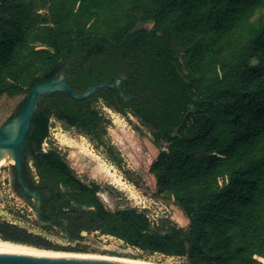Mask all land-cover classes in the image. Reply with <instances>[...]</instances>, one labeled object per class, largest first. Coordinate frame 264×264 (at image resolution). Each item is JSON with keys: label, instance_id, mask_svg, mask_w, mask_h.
Wrapping results in <instances>:
<instances>
[{"label": "trees", "instance_id": "1", "mask_svg": "<svg viewBox=\"0 0 264 264\" xmlns=\"http://www.w3.org/2000/svg\"><path fill=\"white\" fill-rule=\"evenodd\" d=\"M63 69L79 92L126 78L84 99L65 91L39 99L22 178L40 192L42 228L75 240L113 236L189 264H264V0H1L0 99L23 96L9 120L34 85ZM99 101L149 127L157 193L183 211L187 228L136 207L108 208L97 181L44 147L57 119L122 168ZM14 189L30 198L16 174ZM0 238L52 249L1 219Z\"/></svg>", "mask_w": 264, "mask_h": 264}, {"label": "rangeland", "instance_id": "2", "mask_svg": "<svg viewBox=\"0 0 264 264\" xmlns=\"http://www.w3.org/2000/svg\"><path fill=\"white\" fill-rule=\"evenodd\" d=\"M22 99L23 96H4L0 99V128L9 121ZM96 106L107 120L106 140L120 154L122 168L112 162L103 147L57 119L51 120L50 137L44 147L59 148L82 179L97 181L102 188L101 198L108 208L136 207L144 210L154 222L168 219L187 228L188 220L183 211L175 202L157 193V179L150 172V167L159 148L154 143L149 127L131 114L125 116L115 111L103 101H99ZM122 170H130L133 181L128 180ZM118 179L123 184H118ZM14 184L13 163L2 166L0 219L45 238L52 246L49 250L103 254L158 264H189L186 257L144 252L113 236L83 232L85 238L75 240L56 229L46 230L37 222L38 197L33 195L27 200L15 191Z\"/></svg>", "mask_w": 264, "mask_h": 264}, {"label": "water", "instance_id": "3", "mask_svg": "<svg viewBox=\"0 0 264 264\" xmlns=\"http://www.w3.org/2000/svg\"><path fill=\"white\" fill-rule=\"evenodd\" d=\"M127 75V74H126ZM126 76H118L114 83H98L82 92L77 91L71 86L65 77V70H61L53 79L34 85L26 96L25 103L18 115L10 119L0 128V149H11L14 153L13 174L21 185L24 195H33L38 197V220L41 224L48 222L42 221L40 217L41 195L38 190H30L25 185L22 178V163L24 161V150L28 131L31 127L32 118L37 111L38 101L42 96H49L57 91H65L75 99H84L94 93L101 87H120V81ZM0 264H128L122 262H113L96 259H72V258H46L27 255H0Z\"/></svg>", "mask_w": 264, "mask_h": 264}, {"label": "bare ground", "instance_id": "4", "mask_svg": "<svg viewBox=\"0 0 264 264\" xmlns=\"http://www.w3.org/2000/svg\"><path fill=\"white\" fill-rule=\"evenodd\" d=\"M9 163H14L13 151L6 148L0 149V168ZM116 182L118 184H123V182H121L119 179ZM0 255H27L46 258L96 259L128 264H158L141 259H131L103 254L43 249L29 244L5 240L2 238H0Z\"/></svg>", "mask_w": 264, "mask_h": 264}, {"label": "built area", "instance_id": "5", "mask_svg": "<svg viewBox=\"0 0 264 264\" xmlns=\"http://www.w3.org/2000/svg\"><path fill=\"white\" fill-rule=\"evenodd\" d=\"M0 3H1V0H0ZM163 150L167 151L168 150V147L167 145L165 144L164 147L162 148ZM149 216V215H148Z\"/></svg>", "mask_w": 264, "mask_h": 264}, {"label": "flooded vegetation", "instance_id": "6", "mask_svg": "<svg viewBox=\"0 0 264 264\" xmlns=\"http://www.w3.org/2000/svg\"><path fill=\"white\" fill-rule=\"evenodd\" d=\"M23 164V163H22ZM22 169H23V165H22Z\"/></svg>", "mask_w": 264, "mask_h": 264}]
</instances>
